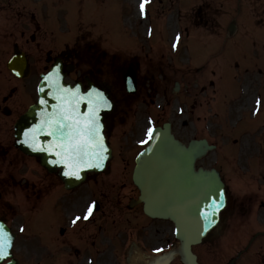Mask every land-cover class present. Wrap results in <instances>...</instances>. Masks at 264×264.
Returning a JSON list of instances; mask_svg holds the SVG:
<instances>
[{
    "label": "rangeland",
    "instance_id": "obj_1",
    "mask_svg": "<svg viewBox=\"0 0 264 264\" xmlns=\"http://www.w3.org/2000/svg\"><path fill=\"white\" fill-rule=\"evenodd\" d=\"M19 1L25 2V5L26 3H29L28 6L31 5V7L33 8L32 15L34 16V18L40 16L35 13L37 9L35 6L36 4H38L37 2H35L36 0ZM136 1L137 0H47L45 1L46 3L43 2L41 4L40 8H43L44 11L46 8L45 13L49 11L48 13L50 20H48L47 14L46 18L44 17L47 20L45 22L49 25L48 27L55 30V34L61 35V37L65 38L64 40H62L61 38L57 39L58 41L61 40V48L71 45V43L74 42L77 33H79V30L91 31L93 29H95L96 32L94 30L93 31L96 34H99L101 36L98 39V44L104 43L103 46L105 45L109 49L122 46L119 36H122L123 34L128 35L131 40L134 39L136 41V38H138L139 43L143 42L144 46L147 47L148 38L146 36H143L142 30H139V28L145 27L147 25V21H140L139 19L134 21L132 19L133 16L136 17V14L132 15L135 13ZM202 1L203 0H191L190 3H188V1L186 4H175L174 7H171L173 9L172 13H176L178 8L182 11V15H184L187 13L184 11L189 10L190 7H195ZM179 2H182V0H180ZM95 3L102 4L98 5L96 9ZM47 5L49 10L47 8ZM220 5L221 6L219 7V10L217 12L219 15L217 21L213 22L204 20L205 22L196 23L194 20L193 22H190V19H192L195 15V10H192L190 12L189 18L180 19V22L176 23L177 29H174V21L171 20V26L163 29V32L161 34L163 36V40L165 41L166 33L168 32V30L174 29L167 33V46L169 48L170 46H172L171 41L174 37V33H179L182 49H185V51L190 50V52L195 56L198 55V57H196L195 59L188 58L187 63L189 64V67L192 68V70H194V67H198V70L200 72H198L197 74H201L200 79L194 81V83L188 81V84L193 92H198V88L196 87L197 83H205V87L207 89V98L209 97L208 104H203L202 106L198 105L196 109H194L192 113V120L188 122V127H181L179 122H176L175 128L179 132V135H181L182 139H184L185 141H187L192 136L206 137L211 143L215 145V148L211 151H208L206 155L199 160V163H202L203 161V163L205 164L211 163L220 166L228 185L229 199L242 198L245 202L243 204V207H246V209L248 210V206L250 205L253 196L256 195V198H259V196L257 195L259 194V192L254 190L255 187L252 185V183H258V185L260 183V188H262L264 184V172L263 170H260L258 168V174L253 175L255 167L258 165V161H252L255 165L252 164V167L248 170V172L252 170L253 172L246 176L238 175L235 172H232L230 169L231 166L240 164L234 163V161H238L236 155L242 161L241 165L245 166L243 169H247V166L251 165V163L243 161L251 160L250 156L254 157L255 159V155L251 153V149L247 148V146H249L252 141L250 140L251 134L248 132V135L246 133H241L238 137L235 136L238 132L245 129V126L243 124H241L242 126L240 125L241 127H238L240 124L239 122L245 121L243 120L244 116H247L249 111L251 110V108L244 107V103L242 102L249 101L251 105V102L253 100L252 96L249 95L248 98L245 97H247L250 90H252L254 86V80H262V82H264V0H221ZM167 6L168 4H166L163 0H161V3H159V0H154L148 5V8L151 14L153 13L152 16H154V14L156 15V10H158L162 13V17H166V15L168 14V11H166ZM198 10L204 16V19L205 14L207 16H210L209 9L205 11V8L202 7L198 8L197 12ZM169 13L171 12L169 11ZM125 15L129 17H127L123 24V30L125 31L124 33L122 32V25L120 23L121 20H118V16L122 18ZM55 21H58V26L60 27V29L58 28V30L55 27V25H57V22L55 23ZM231 21L236 24V27L234 29V32L228 35L227 27ZM152 24L157 25L154 23ZM160 25L163 26L162 22ZM101 30L108 31L110 33L108 35L111 37V39L106 38L107 36L103 34ZM47 32L48 31L46 29L48 48H51L50 50H52V48L56 47L57 41L52 40L54 38V36L52 37L53 33ZM157 36L159 38V33ZM160 44L162 43L160 42ZM186 44L189 50L188 48H186ZM156 45L158 44L156 43ZM179 45L177 49H180ZM131 46L134 47V45H130V47ZM201 47L203 50L202 53H199ZM239 48H241L242 51H239ZM236 51H239L241 55L238 54V61L236 62L237 64L235 67V61H233L232 63V59L230 58V56L232 52ZM178 52L180 53L179 50ZM95 59H92L91 62H79L76 72L69 73L67 78L69 80H73L81 70L86 71V69L94 68L95 73H98V71L96 70L97 68L103 70L104 58L99 57V59ZM191 62L192 64H190ZM176 63L177 62L173 61L172 67L178 69L179 66ZM244 65L248 67L247 73L243 72ZM211 70L214 71L213 75L216 76L215 78H213ZM103 75L104 73L102 72V76ZM173 75L177 77V73L175 71L173 72ZM209 78L214 79L217 83V86L214 85L215 87H209L207 83V80ZM175 80H171L166 85L167 90L168 88L172 87L173 81ZM183 80L184 78L179 81L183 82ZM260 83L258 84V87L260 88V90L263 89L264 91V84L262 87L260 86ZM197 96L202 98V100L206 99V94ZM186 99L190 100V96L186 97ZM194 99L197 102L200 101V99L194 98L192 96V100ZM158 100L160 102L159 106L162 108V120L171 117L173 113H175V116H177L178 118L184 117L183 115L176 114L174 104L172 109L170 105H165L163 101H161L160 99ZM179 100L184 101L185 99L183 97H180ZM141 108L142 106L139 103H136L133 107V110ZM161 108L159 110H161ZM143 111L145 110L143 109ZM197 115L199 116L198 118H196ZM263 117L264 101L262 102L261 109L257 115L259 121H261ZM123 131L124 129L119 128L115 124L110 129L111 140L116 147V153L118 152L117 149H119L120 144V142H117L116 139L120 141V139L122 140L125 138ZM136 132L137 130L134 129L131 135H129L130 133L127 134V138L129 135V138L131 139H139L141 137V134L136 135ZM137 148L138 147L134 146V152ZM117 159L119 158L116 154L114 160ZM16 160L17 164H20V162L23 163L18 166V168H20L18 170L14 169L13 171H10L8 168H1V178H5L8 171H10L8 175H12L13 173L14 175H16L15 177H20V175H23L24 179H29L33 182L34 187H41L43 184L45 195H53L49 199L55 198L59 195L64 196L65 194L70 195V200L78 196L79 200L77 202L76 210V212L78 213H82V210L85 208L87 201L90 199L89 197L99 198L100 196H102L100 198V209H107L110 207V210L101 211V213L98 212L89 222L87 221L83 224L81 222H78V227L83 226L85 229H89L91 227V223L96 225L100 221L113 217L119 220V217H122V214H128V216L132 217L134 221L140 218V215H142L140 206L134 207V210L129 212L122 210L124 203L127 201L126 198L129 196H136L137 194V190L134 189V186L129 180V174L132 165L131 161H128V163H126L127 167L125 169H117L115 173V168L117 166H120L121 164H116L115 161H111L106 172L99 173L97 175L93 174L92 177L86 180L85 184L80 186L81 188H79L77 192V189L71 192H65L63 191L57 178L53 174H46L45 177H47L46 179H48V182L44 183V179L42 178V176H44L43 174H45L46 172L34 159L23 155H17ZM18 160L20 162H18ZM261 175L263 177H261ZM39 177H41L42 182L39 181ZM123 179H125V187L120 189V185L118 183L123 181ZM9 181L13 182V179L5 180V189L6 191H11L12 194H8L4 190V192L0 196V211H6V215L8 217H11V212L15 211L17 213V217L15 219L24 222L25 218L29 214H32L37 208H41L42 206L43 208L41 211H62V207H65V209L69 207V204H63L62 199H60L54 207H51L52 202L51 204L49 203V201L43 203V201H45L46 199H37L34 196H29V198L25 199L22 195V187H20L18 184H11ZM118 189L119 191H117ZM261 191L262 190H260V192ZM114 192H120L122 196L120 197L121 200L117 202L119 207H121V209H119L118 211H116V209L114 208V204H116V201L113 198H110L113 195L112 193ZM249 197L251 198L250 201ZM242 212L243 214L239 216L237 221L232 222L234 217L233 211H226L225 216L228 218V222L225 224V226L228 232H230H226V234H228L227 239L223 236L217 239V231L214 230L212 236L214 237L213 239L216 242L212 241L210 243H201L194 247L195 251L199 255L201 264H226L230 256L235 254L239 249L243 248V243H240L241 241L235 244L238 246L226 245L227 240L230 238V236H232L235 228L238 227V231L240 233H243L246 230L254 231L255 229L259 228L257 226H254V224L252 223V219L254 217L253 211ZM258 212L264 213V211ZM40 214L41 212L37 215ZM52 214L53 213H51L50 215ZM71 214L72 213L69 212L67 216H65V220L63 218L65 224H67L68 218L71 216ZM33 216L34 215H32V217ZM141 218L142 223H140V228L137 227L136 224H131L126 227V231L124 233V224H120L118 228L113 227L112 235L107 234V228L104 233L96 236L93 243H91V241L87 242V247L82 248L83 254H90L96 260L99 249V242L97 240L101 241V244H104L108 248L112 245H118L117 241H119L120 239L117 240L119 237H116V235L122 233V239L124 238L125 245L129 243V240L137 244L135 247H131L132 251L130 252L129 264H151L153 262V259L156 258L159 254L155 252L150 253L149 249L153 246L160 245V243L161 246L165 248V243L163 242L170 243L172 240H174L172 234V225L168 221H161V226L156 227L152 232H150L152 228L148 225L149 221H146L147 218L145 219V217L141 216ZM260 221L262 223L264 222V215L260 217ZM11 224L14 225L13 229L17 234L14 245V254L20 258L23 264H41V262H38L36 258H29L27 256L28 252L30 251L28 242L30 239L31 241L29 243V246L34 247V245L42 244L44 241L48 240V232L52 227L51 224L47 223L46 221L38 222L36 228L26 229L24 226L23 231L20 230L19 232H17L18 224L13 223L12 221ZM109 224L111 225V222H109ZM143 224L144 227L142 229ZM223 224L221 225L223 226ZM27 226L32 227L33 224L29 221V224H27ZM75 230L67 229L66 236L68 240L75 241L74 239L79 233V229L78 231ZM247 234L248 233H246V236ZM150 238L156 241H147L150 240ZM250 238L251 234L248 236L247 241L252 242V238ZM142 239L145 240L144 243H149L148 245H146L148 252H144V250L141 249V246L143 245V242H141ZM223 239L226 240L220 243V241H222ZM218 241L219 243L217 244ZM77 243H79V241H76V244ZM216 245H223V247L221 248L223 249V253L218 252L219 248H216ZM176 246L177 242L175 243V248L173 249H176ZM171 249L172 248H166L162 250V253ZM54 255L56 256V254ZM108 255L110 254L105 253L102 256L101 253L97 264H119L118 261H120V259H123L122 257L119 259H112V261L107 262ZM104 256L106 257V259L102 258ZM117 256L121 255L118 254ZM85 257L86 256L79 254L73 261L76 262V264H87ZM179 257L180 256L178 255L177 251H175L171 256V260H169L167 264H182ZM263 259L264 241L255 239L253 241V246L249 245V247L240 254L234 264H259L261 263V261H263ZM45 264L57 263H55V261H47Z\"/></svg>",
    "mask_w": 264,
    "mask_h": 264
},
{
    "label": "water",
    "instance_id": "obj_2",
    "mask_svg": "<svg viewBox=\"0 0 264 264\" xmlns=\"http://www.w3.org/2000/svg\"><path fill=\"white\" fill-rule=\"evenodd\" d=\"M54 69L59 71V83L61 85L67 88H78V85H70L62 80L63 73L59 62L57 65L55 64L52 71ZM45 76H42L37 103L32 105L15 124V145L24 153L37 156L47 170L56 171L59 168L57 173L62 178L65 187H72L84 179L86 172L100 170L104 166L100 169L82 170L79 180L67 178L62 175V165L52 163L56 159L55 156L46 151H33L28 145L21 143L25 139L24 133L39 125L52 112L57 103L53 99L49 84L44 80ZM92 90L95 89L91 88L80 93L86 94ZM41 100L46 101V103L41 104ZM104 110L102 109L100 112V119ZM80 111H86V106L81 104ZM101 134L103 135L102 125ZM53 139L51 136L40 135L37 146H47L53 142ZM211 147L207 145L205 139L190 140L185 146L174 139L168 124H165L163 128H156L149 144L138 154L133 172V181L140 192L138 201L143 202L144 212L150 216L169 218L174 222L175 235L180 241V252L186 264H197L190 246L200 242L201 238L218 220L217 212L214 223L209 225L205 231L206 221L202 213L211 211L209 205L213 201H219V193L221 192L223 193L222 204H225L223 183L218 173L214 169L207 170L199 167L195 170L194 168L195 159ZM109 153L108 150L107 158ZM0 225L8 231L13 239L14 235L9 232L8 228L2 222ZM11 255L9 249L8 257L10 259L4 263L0 261V264H19Z\"/></svg>",
    "mask_w": 264,
    "mask_h": 264
},
{
    "label": "flooded vegetation",
    "instance_id": "obj_3",
    "mask_svg": "<svg viewBox=\"0 0 264 264\" xmlns=\"http://www.w3.org/2000/svg\"><path fill=\"white\" fill-rule=\"evenodd\" d=\"M43 8L37 10V14H42ZM32 10L26 5L22 4L19 9H16L15 0H0V167H1V152L4 154L10 151V138L13 134V122L21 110H24L32 99V81L35 73H39L48 66V57L52 54L65 55L63 48L54 47L52 52L48 48V40L46 35V22H44L40 16L34 18ZM84 45L77 40L73 47L74 55H78L84 49ZM14 50L22 51L28 62L29 74L27 77L20 80L23 81V86L26 88L29 102H26L25 97L17 96L16 84L4 73L7 70L6 62L12 55ZM159 70V66L150 64H138L135 68V75L138 82V88L136 89L137 96L130 94H122V102L127 106L131 101L137 98L143 102H147L150 106L154 102V98L160 94V82L155 77V72ZM93 82L106 86L112 81L111 74L106 75V78L98 79L92 78ZM108 86V85H107ZM106 86V87H107ZM110 94L116 98V94L113 93L112 87L110 88ZM108 89V90H109ZM165 93V91H163ZM121 108V112H122ZM126 113V112H124ZM118 111L114 113L117 116ZM255 191H258L259 198L256 195L253 196L248 210L243 207L245 203L242 198L228 199L227 207L225 211H264V184L260 188V184L253 185ZM260 188V189H259ZM5 189L4 181L0 178V190ZM227 189V188H226ZM260 190H262L260 192ZM0 191V192H1ZM249 197V201H250ZM233 214V213H232ZM264 214H255L254 222L256 225H260V217ZM228 219L223 217V222ZM234 222V220L232 221ZM226 223V222H225ZM264 225V222H263ZM261 234H264V228L259 230ZM84 235L88 236L90 233L83 229ZM61 237L57 240L59 260L64 262L70 260L72 257L76 259L77 256H73L77 252V247L74 243L67 240L65 236V228L62 227L59 231Z\"/></svg>",
    "mask_w": 264,
    "mask_h": 264
},
{
    "label": "snow or ice",
    "instance_id": "obj_4",
    "mask_svg": "<svg viewBox=\"0 0 264 264\" xmlns=\"http://www.w3.org/2000/svg\"><path fill=\"white\" fill-rule=\"evenodd\" d=\"M150 0H141L139 8L141 15L145 14L146 5ZM179 37H177V43ZM177 45L174 44L173 48ZM20 73L17 72V75ZM53 99L57 101L52 112L48 114L42 122L34 128L24 133L25 139L21 141L32 148L33 151H46L55 156L53 164L62 165V175L67 178L79 180L80 172L84 169H100L107 159L108 149L101 134L100 112L111 105L102 93L95 90L86 94H81L79 88H67L59 83V71L54 69L44 77ZM43 91V89H41ZM41 104L46 101L41 100ZM86 106V111H80V105ZM257 110L261 102L256 101ZM255 114V113H254ZM154 134V129H147V139L143 143H148ZM40 135L53 137V142L47 146H37ZM223 193H219V201H213L209 207L210 212L202 213L206 224L205 231L209 225L214 223V217L223 206ZM94 204H89L82 216H76L72 224L78 221H87L93 216ZM23 231V229H21ZM12 245V237L8 231L0 225V261H4L9 256V249Z\"/></svg>",
    "mask_w": 264,
    "mask_h": 264
}]
</instances>
